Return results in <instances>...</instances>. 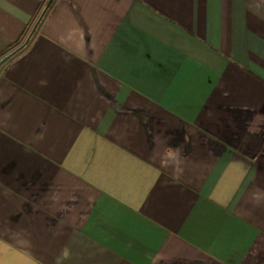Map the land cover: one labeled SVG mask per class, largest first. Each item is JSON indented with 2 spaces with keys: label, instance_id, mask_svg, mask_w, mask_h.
Segmentation results:
<instances>
[{
  "label": "crops",
  "instance_id": "crops-1",
  "mask_svg": "<svg viewBox=\"0 0 264 264\" xmlns=\"http://www.w3.org/2000/svg\"><path fill=\"white\" fill-rule=\"evenodd\" d=\"M0 264H264V0H53L0 68Z\"/></svg>",
  "mask_w": 264,
  "mask_h": 264
},
{
  "label": "water",
  "instance_id": "water-1",
  "mask_svg": "<svg viewBox=\"0 0 264 264\" xmlns=\"http://www.w3.org/2000/svg\"><path fill=\"white\" fill-rule=\"evenodd\" d=\"M53 0H47V3L45 4L44 8L42 9V11L40 12L37 20L35 21L34 25L32 26L31 30L29 31L25 41L16 49H14L13 51H11L10 53H8L7 55H5L4 57H2L0 59V68L1 66L7 61L9 60L13 55H15L16 53H18L20 50H22L25 45L28 43V41L30 40L31 36L33 35L36 27L38 26V24L40 23V21L42 20L43 16L45 15L49 5L51 4Z\"/></svg>",
  "mask_w": 264,
  "mask_h": 264
},
{
  "label": "trees",
  "instance_id": "trees-1",
  "mask_svg": "<svg viewBox=\"0 0 264 264\" xmlns=\"http://www.w3.org/2000/svg\"><path fill=\"white\" fill-rule=\"evenodd\" d=\"M52 2L49 5V7H48V9H47V11L45 13V15L49 12V10H50V8L52 6ZM46 3H47V0H43L42 7H41L40 11L44 8V6H45ZM40 11H39V13H40ZM39 13H37L36 16L33 18L32 22L30 23L29 29H28L27 33L24 35V37H22L17 43H15L14 45H12L8 49L0 52V59L2 57H4L5 55H7L8 53H10L11 51H13L14 49H16L17 47H19L25 41V39L27 37V34L29 33V31L32 28V26L34 25L35 21L37 20V18L39 16Z\"/></svg>",
  "mask_w": 264,
  "mask_h": 264
}]
</instances>
